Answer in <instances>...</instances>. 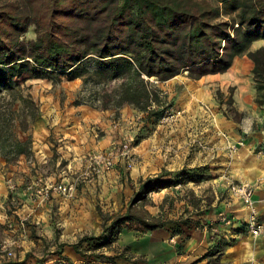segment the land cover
I'll return each instance as SVG.
<instances>
[{"label":"crops","instance_id":"0c3cea01","mask_svg":"<svg viewBox=\"0 0 264 264\" xmlns=\"http://www.w3.org/2000/svg\"><path fill=\"white\" fill-rule=\"evenodd\" d=\"M261 40L263 39L253 40L250 49L261 45ZM252 65V61L242 54L235 56L225 71L216 72L224 73L226 80L215 82L207 77L213 73H206L199 78L176 74L167 80L158 81L157 85L163 90L165 100H171L176 109H182V115L174 121L155 123L150 128L151 133L140 138L133 147L138 159L128 178H122L120 163L105 175L90 179L81 176L84 168L81 157L87 151L109 148L119 140L117 138L125 126L131 127L132 132H135L142 124L134 120L139 113L135 107L124 104L118 109H102L85 103L60 106L55 102L54 107H49L50 100L44 101L40 115L32 122L29 130L19 133L21 138L30 136L31 153L20 154L11 163L0 156V223L13 227H23L24 222L28 227L35 223L44 239L52 240L54 244L63 243L75 236L73 233L67 235L63 231H57V222L51 219V214L58 213L60 225L69 223L88 227L92 221L100 222L91 202L94 196L103 198V206L109 213L114 211L117 214L126 209L120 205V186L127 179L130 182L131 179L138 180L139 183V179L146 176L167 177L175 170L197 165L201 174L210 172L213 179L219 181L220 178H225L254 183L253 199L257 218L264 225V179L257 180L264 176V108L254 101ZM75 79H67V84L74 87ZM228 84L234 87L232 99L235 109L242 113L240 120L234 121L230 117L219 115L215 105L212 89L214 86ZM199 100L209 102L211 108H203L198 103ZM95 128L102 132L98 135ZM239 141L242 143L236 145L232 156H228L227 145ZM201 143L205 146L201 147ZM190 144L197 149L192 156L188 154ZM258 149L263 154H258ZM62 159L66 161L65 166L57 168ZM37 166L46 177L58 180L76 179L74 198L68 199L53 193L44 202L35 201L24 189L19 193L20 197H17L21 204L16 207L12 201L18 190L14 188L9 191L5 177H11L17 183L24 178L27 183L38 173H32V170L37 171ZM169 187L152 192L158 193ZM228 194L229 201H214L212 213L205 214L201 222L205 227L206 219L214 217L217 211L225 209L230 212L231 225L237 230L230 231V226L225 227L221 222L210 227L233 239L219 261L221 264H264V231L255 237L246 232L247 208L238 197L232 196L229 191ZM157 198L153 204L156 208L151 211L154 215H158L159 208L165 204L164 193ZM182 221L173 216L164 225L151 229L135 220L127 221L119 228L112 248L106 253H113L117 264H204L207 256L200 252L207 242L206 230L190 228ZM58 252L70 259L80 260L78 253L66 244ZM90 264L109 263L99 261Z\"/></svg>","mask_w":264,"mask_h":264},{"label":"trees","instance_id":"16d2710c","mask_svg":"<svg viewBox=\"0 0 264 264\" xmlns=\"http://www.w3.org/2000/svg\"><path fill=\"white\" fill-rule=\"evenodd\" d=\"M29 25L35 35L23 40L21 34ZM256 39L264 40V0L4 1L0 3V156L11 163L20 154L31 153L30 136L21 138L19 132L28 129L39 108L17 81L24 74L52 80L79 77L75 104L102 109L130 104L142 113L141 125H153L169 105L153 80L164 81L184 71L190 78L223 72L235 56L246 54L253 63L254 101L264 108V44L250 49ZM141 137H135L134 145ZM176 177L140 178L123 212L105 215L96 208L102 231L82 237L86 247L106 245L130 220L147 229L164 225L168 219L136 206L149 192L202 178L186 171ZM220 250L211 248L207 255Z\"/></svg>","mask_w":264,"mask_h":264},{"label":"rangeland","instance_id":"374dc122","mask_svg":"<svg viewBox=\"0 0 264 264\" xmlns=\"http://www.w3.org/2000/svg\"><path fill=\"white\" fill-rule=\"evenodd\" d=\"M4 1H8V0H0V3ZM11 1L19 2L20 0H11ZM34 35L35 34H34L33 25H29L27 29L21 34V38L23 40H29L33 38ZM261 41H262L261 44H264V40H261ZM179 75H186V71L179 73ZM224 75H225L224 73H213V74L207 75V77H211V79L216 82L217 80H220V79L226 80ZM251 75H252V72H251ZM17 81L20 82L23 88V93H29L32 99L38 104L39 115L41 113L42 105L44 101L50 100L49 107H54L55 106L53 105L54 102L60 106L62 105L66 106L70 103H74L76 93L81 84V78L79 77H76V79L74 80L76 84L74 87H72V85L67 84V79L64 76L60 77L59 79L52 80L47 77H32V76H28L27 74H24L23 76L17 78ZM153 82L156 84L158 83V81L156 80H153ZM233 90H234V87L230 84L226 86L225 85L224 86H214V88L212 89L213 96L216 99L215 105H217L219 115L230 117L231 119L236 121V120H240L242 114L239 115V112L235 109V106L233 104V99H232ZM230 97H231V101L229 102ZM167 103H169L168 105L170 107L169 109L171 108L176 109L171 104V100H168ZM198 103L203 108H206V109L208 107L211 108L210 107L211 104L207 101L199 100ZM181 115H182V112H181ZM178 117H176L174 120H176ZM137 121L142 122V116ZM32 122L30 123L26 131H28L29 128L31 127ZM153 125L151 123L150 125L148 124L141 125L139 126L138 129L135 130V132H132L131 127L125 126L123 131L120 133V136L117 139H119L118 141L120 142L126 141L130 143L131 145H134L135 137L138 134L143 137L148 136L149 133H151L150 128H152ZM22 132L24 131H20L19 133L22 134ZM95 132H97V134L99 135L102 131H100L99 128H95ZM53 144H56V143L54 142ZM175 147L180 148L179 146H175ZM196 150L197 149H195V145L192 146L190 144L189 150H188L189 156L194 155L195 154L194 152H196ZM135 156H136V159L134 161V164L130 167L126 166L124 161L117 162V164L120 163V170H122V173H123L122 178L123 176L124 177L127 176L128 178V174L130 170L135 165L138 159V156L136 153H135ZM65 164H66V161L64 162L62 159L59 162L57 168H60L62 165L65 166ZM36 170L37 171L32 170V173L36 174L37 172H40L41 174L44 175L43 171L39 169L38 166ZM51 170H54V169L52 168ZM181 171H186L188 174H192L194 176L200 175V177L202 176L203 179L200 178L197 181V183L194 181H183L180 184H176L174 188L169 187L167 188L168 190H162L158 193L149 192L146 196V199L144 201L138 202L136 207H143V209H145L148 214L154 215L151 212L153 211L152 209L156 208L154 207L156 205H153L154 200H157L158 199L157 197H159L161 193H164V203L165 204L163 203L164 205H162V207L159 208L160 212L158 211V216L161 217L162 219H169L175 216L176 218L187 220L184 224L188 225L190 228H198L200 231L206 230V234L208 237L207 242L204 245L202 251L200 252L201 255L207 256L206 262L204 264H221V262L219 261L220 260L219 258L224 253V250L230 244H232L231 242L233 241V239H231L230 237H225L223 234L218 233L216 229L213 230L210 227L216 226L215 224L221 222V224L224 225L225 227L230 226L229 227L231 228L230 231L237 230L236 227L231 225L232 219H231V216H229L230 212H228L225 209H221L217 211V213L214 216L215 218L213 216H210L209 218L206 219L205 227H203L204 223H201V222L205 214L212 213V208L214 207L213 205L214 201L215 203L218 201L227 203L229 201L230 196L228 194L226 181L224 180V178H220V181L213 179L210 172H207L204 175L201 174L200 173L201 169L200 167L198 168L197 165L190 166V167H183V168H180L179 170H175L171 173L170 176L176 177L177 173H180ZM53 172H56V171H53ZM93 177H96V176H93ZM180 177H182V175ZM6 178L8 177L7 176L5 177V183H6ZM53 179H56V178H53ZM11 180L14 183L15 190L16 189L18 190V194L16 193L14 194L15 198L12 201L13 204L17 207V206H20L21 204L20 198H17V197H20L19 193L25 189L26 180L23 178L22 180H19L18 183L16 181L14 182L13 179ZM196 184H198L199 186L196 187ZM76 187H77V184L75 186V191H76ZM137 187H138V180L134 181L133 179H131V182L127 179L126 183H123L122 186H120V205H123L122 208H126L128 206L129 198L131 197L133 191L137 189ZM170 189H172V191ZM74 194L68 197L63 196L61 194L60 196L69 199L71 197L74 198L75 196ZM30 197L33 200L35 199V201H39L34 196H30ZM102 199L103 198L94 196V199H92L91 202H92V205L95 206V209L99 208L105 215L116 214L114 211H112V213H109L107 208L103 206L105 205V203H104V200L102 202ZM120 211H121V208H120ZM96 212H97V209H96ZM98 218L100 220L99 223L92 221V223L88 227L78 226V225L73 226L72 224L69 225V223H64L63 225H60L58 224V213H56L55 215L51 214V219L55 220V223L57 222L56 224L57 231L59 232L63 231L67 235H69V233H73L75 236V237L71 236L72 238L70 237V240L68 241H65L63 243H56V244H54L52 240L44 239L40 235V229L39 227H37V224L35 223L29 224V227L28 225L26 226L25 222H24L23 227L20 225L13 227V226H8L7 224H4V223L3 224L0 223V238L5 237V236H14V237H18L21 242V246L15 248L14 255L12 257L8 258V257L1 255L0 263L1 264H4V263L5 264H90L91 262L106 261L109 264H117L116 259H115L116 257L106 258L104 256L96 257L94 255V254L100 253L101 255L104 254L108 256H113V253L108 254L106 252L110 248H112V243L114 242L116 238H113L112 241H110L106 245L101 246L99 248H92V247L87 248L86 246L89 245L87 244L88 242H86L85 239H81L84 236L98 235L101 233L103 226H102V219L99 216V214H98ZM107 223L108 221H106V224ZM245 227H246V232L254 236L253 234L249 232L247 228V218H246ZM24 228L26 229L24 230ZM209 230L213 231V233H211ZM64 244L71 246L74 250L75 248L82 249L83 250L82 253L84 254L75 250L78 253L80 260L70 259L65 254L58 252V249ZM74 244H76L77 247H75ZM211 248H214V249L220 248L221 253L218 254V252H215V254L213 255H207L208 251ZM120 253L122 254V251H120ZM216 255H219V257L215 258Z\"/></svg>","mask_w":264,"mask_h":264},{"label":"built area","instance_id":"2783aa9c","mask_svg":"<svg viewBox=\"0 0 264 264\" xmlns=\"http://www.w3.org/2000/svg\"><path fill=\"white\" fill-rule=\"evenodd\" d=\"M167 106L164 114L158 119L159 123H167L174 120L181 115L182 109H169ZM142 113L139 112L135 115L134 120L140 119ZM238 143H229L227 145V154L232 156ZM204 147L205 144L201 143ZM134 145L126 141H117L109 148L102 150H93L85 152L81 157V162L84 166L80 175L87 178L93 176H102L107 172L113 170L117 162L124 161L126 166L130 167L134 164L136 159L135 152L133 151ZM258 154H263L261 149L256 151ZM264 179V176L259 177L257 180ZM226 180V185L229 193L232 196L238 197L243 205L247 208V228L251 234L257 236L264 231L263 223L257 218L255 201L253 199L254 183L245 180ZM7 189L13 191L14 183L11 178H6ZM75 180H58L46 177L38 172L33 179L25 184V190L30 196H34L39 201H46L53 193H58L63 196H72L75 192ZM22 223V222H20ZM11 226V225H9ZM21 242L18 237L5 236L0 238V255L5 257H12L16 247H20Z\"/></svg>","mask_w":264,"mask_h":264}]
</instances>
